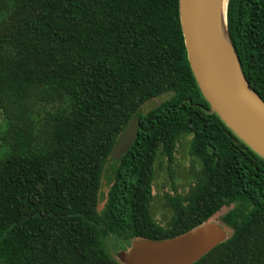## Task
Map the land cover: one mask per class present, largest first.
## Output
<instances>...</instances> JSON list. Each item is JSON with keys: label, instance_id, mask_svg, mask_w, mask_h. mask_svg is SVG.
<instances>
[{"label": "trees", "instance_id": "16d2710c", "mask_svg": "<svg viewBox=\"0 0 264 264\" xmlns=\"http://www.w3.org/2000/svg\"><path fill=\"white\" fill-rule=\"evenodd\" d=\"M179 4L0 0L9 150L0 157V264H122L107 254L108 236L167 240L232 205L222 219L232 236L195 264H264V159L211 112ZM228 26L244 75L264 99V0H229ZM133 120L135 141L105 197L109 161ZM183 142L190 184L164 194L170 218L162 223L152 209L157 169L172 174Z\"/></svg>", "mask_w": 264, "mask_h": 264}, {"label": "water", "instance_id": "95a60500", "mask_svg": "<svg viewBox=\"0 0 264 264\" xmlns=\"http://www.w3.org/2000/svg\"><path fill=\"white\" fill-rule=\"evenodd\" d=\"M229 0H180V22L188 60L204 99L223 123L264 159V99L244 75L228 26ZM133 120L113 150L104 179L132 147ZM226 226L209 220L175 238L140 239L119 254L122 264H195L229 239Z\"/></svg>", "mask_w": 264, "mask_h": 264}, {"label": "rangeland", "instance_id": "374dc122", "mask_svg": "<svg viewBox=\"0 0 264 264\" xmlns=\"http://www.w3.org/2000/svg\"><path fill=\"white\" fill-rule=\"evenodd\" d=\"M169 96H163L158 100H152L147 102L143 108L142 112H148L155 107V104H161L162 101L166 100ZM8 128L7 121L3 118L0 112V157L3 158L8 155V146L6 143V131ZM193 158L190 156V148L189 145L185 142L181 143L178 147V151L176 153V161L172 166V174H169L168 169H157L156 180L154 183L153 194L156 196L153 203V213L156 216V219L162 223H166V221L170 218L165 216V207L163 202L164 194L167 192L172 193L175 189L178 192H183L188 189L190 184V169L192 166ZM166 167V166H165ZM107 193H104L106 197ZM106 202V198H102V202L99 206V211L104 209V205ZM234 208V205L231 207L223 208L215 217V220L219 223H223V216ZM229 236H232L233 229L228 227ZM124 239V238H123ZM119 237H115L110 235L105 240L106 252L107 254L113 258L118 259L120 253L125 251V248L128 250L133 242L132 240H123Z\"/></svg>", "mask_w": 264, "mask_h": 264}]
</instances>
